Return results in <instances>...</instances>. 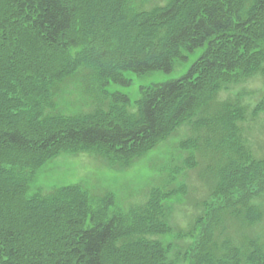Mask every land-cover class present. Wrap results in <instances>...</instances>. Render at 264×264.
<instances>
[{
	"label": "trees",
	"instance_id": "obj_1",
	"mask_svg": "<svg viewBox=\"0 0 264 264\" xmlns=\"http://www.w3.org/2000/svg\"><path fill=\"white\" fill-rule=\"evenodd\" d=\"M197 48L134 111L106 90L128 84L125 71L169 72ZM78 73L92 103L68 112L59 86ZM256 77L252 102L220 95ZM186 121L180 162L152 165L159 180L140 205L80 184L27 195L59 145L126 163ZM195 169L206 187L189 264H264V0H0V264H171L164 205Z\"/></svg>",
	"mask_w": 264,
	"mask_h": 264
},
{
	"label": "rangeland",
	"instance_id": "obj_2",
	"mask_svg": "<svg viewBox=\"0 0 264 264\" xmlns=\"http://www.w3.org/2000/svg\"><path fill=\"white\" fill-rule=\"evenodd\" d=\"M201 52L202 48H197L192 52L183 51L184 58H178L169 72L153 71L139 75L132 71H125L124 77L128 80V84L111 81L106 86V90L127 95L130 100L129 110L134 111L138 104L137 101L147 88L156 83L179 78L200 56ZM75 75L77 76L69 78L59 86L63 90L62 96L65 99L63 108L68 112L81 107V104L92 103V94L86 92L84 82L80 79L82 73ZM255 89L261 91L257 77L249 78L238 84H231L229 89L220 95L234 97L240 95L242 102H252L258 96L253 91ZM189 126L188 121L184 122L155 149L138 158L130 157L126 163L105 155L106 150L98 152L81 150L77 146L59 145L60 150L48 156L45 163L34 170L32 179L28 181L27 195L32 196L37 191L54 192V188L62 185L80 184L92 196L102 197L112 194L117 207L121 209H126L131 204L140 205L146 198L147 187L159 180L155 174L156 171L152 170V165L154 163L161 165L169 159H172V162H180L182 153L178 143L185 134L189 133ZM26 170L24 169L23 172ZM199 172L196 169L185 171L184 176H181V180L186 183L185 192L174 193L164 205V218L172 230L165 238L171 264H189V251L194 247L198 236L196 229L190 226V216L194 210L195 198L202 196L203 188L206 187L202 183ZM176 181L180 182V177ZM175 184L172 185L177 189L178 183ZM179 231H184L180 237Z\"/></svg>",
	"mask_w": 264,
	"mask_h": 264
}]
</instances>
